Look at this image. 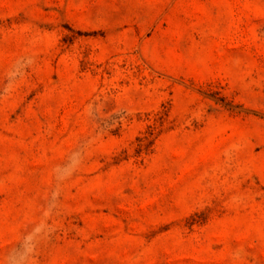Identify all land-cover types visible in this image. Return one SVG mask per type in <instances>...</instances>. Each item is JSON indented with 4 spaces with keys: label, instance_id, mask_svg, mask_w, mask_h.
Wrapping results in <instances>:
<instances>
[{
    "label": "rangeland",
    "instance_id": "374dc122",
    "mask_svg": "<svg viewBox=\"0 0 264 264\" xmlns=\"http://www.w3.org/2000/svg\"><path fill=\"white\" fill-rule=\"evenodd\" d=\"M0 264H264V0H0Z\"/></svg>",
    "mask_w": 264,
    "mask_h": 264
}]
</instances>
